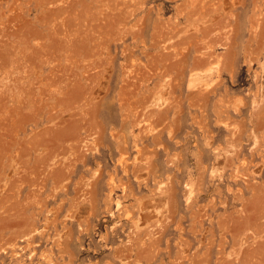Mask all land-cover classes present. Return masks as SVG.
Listing matches in <instances>:
<instances>
[{"label": "rangeland", "instance_id": "obj_1", "mask_svg": "<svg viewBox=\"0 0 264 264\" xmlns=\"http://www.w3.org/2000/svg\"><path fill=\"white\" fill-rule=\"evenodd\" d=\"M0 51V264H264V0H0Z\"/></svg>", "mask_w": 264, "mask_h": 264}, {"label": "bare ground", "instance_id": "obj_2", "mask_svg": "<svg viewBox=\"0 0 264 264\" xmlns=\"http://www.w3.org/2000/svg\"><path fill=\"white\" fill-rule=\"evenodd\" d=\"M85 1H86V0H85ZM67 2H68V1H66V3H67ZM82 2H84V1H82ZM57 3H58V4H61V2H57ZM192 3H194V1H192ZM67 4H68V3H67ZM254 4H256V3H254ZM55 5H56V4H55ZM55 5L53 4L54 7H55ZM137 5H139V3H138ZM69 6H70V5H69ZM135 6H136V5H135ZM135 6H134V7H135ZM163 6H164V5H163ZM255 6L257 7V5H255ZM54 7H53V8H54ZM59 7H61V6H59ZM64 7H65V6H64ZM70 7H71V6H70ZM138 7H139V6H138ZM138 7H137V8H138ZM193 7H194V5H193ZM66 8H67V7H66ZM220 8L223 9L224 7L220 6ZM133 9H134V8H133ZM157 9H160V10H161V8H157ZM57 10H58V9H57ZM60 10H61V9H60ZM60 10H58V11H59V13L61 14V11H60ZM63 10H67V9H63ZM135 10H136V7H135V9L132 10L130 13H132V12L135 11ZM137 10H138V9H137ZM223 10H224V9H223ZM212 11H213V10H212ZM53 12H55V11H53ZM157 12H158V11H157ZM209 12H210V11H209ZM216 12H219V10L214 11L213 13H216ZM222 12H223V11H222ZM133 13H135V12H133ZM204 13L206 14V13H208V11H207V12H205V11L203 12V11H202V14H200L201 17H202V15L205 16ZM129 15H130V14H129ZM159 15L161 16V14H159ZM193 15H194V14H193ZM200 15H199V17H200ZM59 16H60V15H59ZM131 16H132V15H131ZM191 16H192V15H191ZM57 17H58V16H57ZM201 17H200V18H201ZM170 18H171V17H170ZM170 18L168 19V22L171 21ZM122 19H123V18H122ZM195 19H196V18H195ZM175 20H176V19H175ZM191 20H192V19H191ZM192 21H193V20H192ZM166 22H167V21H166ZM166 22H164L165 24L162 23V25L165 26V25H166ZM171 23H172V22H171ZM174 23H175V22H174ZM188 24H189V23H188ZM198 24H199V23H198ZM124 25H125V21H124V23L122 24V26L124 27ZM159 25H160V23H159ZM159 25H158V26H159ZM172 25H173V24H172ZM175 25H176V24H175ZM177 25H178V24H177ZM177 25H176L175 27L172 26V28H170V30H171V29H174V30H175L176 27H177ZM191 25H192V24H191ZM154 26H155V25H154ZM187 26H188V25H187ZM123 27H122V28H123ZM165 27H166V26H165ZM165 27H164V29H165ZM167 27L169 28V26H167ZM170 27H171V25H170ZM185 27H186V26H184V28H185ZM124 28H126V27H124ZM156 28H159V27H156ZM160 28H161V27H160ZM129 29H130V28H129ZM134 29H135V27H134ZM166 29H167V28H166ZM178 29H179V27H178ZM181 29H183V27H182ZM199 29H200V28H198V30H199ZM158 30H159V32L156 31V30H154L155 33H157V32L160 33V29H158ZM162 30H163V29H162ZM186 30H187V29H186ZM133 31H134V30H133ZM167 31H168V30H167ZM167 31H166V32H167ZM179 31H180V30H178V32H179ZM192 31H193V30H192ZM134 32H135V31H134ZM161 32H162V31H161ZM168 32H169V31H168ZM196 32H197V31H196ZM153 33H154V32H153ZM155 33H154V34H155ZM169 33H171V31H170ZM174 33H175V31H174ZM174 33H172V34L174 35ZM186 33H187V32H186ZM175 34H177V32H176ZM156 36H157V34H156ZM156 36H155V37H156ZM157 37H158V36H157ZM161 37H163V36H161ZM155 39H156V38H155ZM155 39H154V40H155ZM157 40H158V39H157ZM159 41H160V40H159ZM155 43H156V42H155ZM197 45H198V44H197ZM4 46H5V45H4ZM195 47H196V46H195ZM200 47H201V46H200ZM204 47H206V46H204ZM197 48H199V47H197ZM3 49H5V47H3ZM6 49H7V48H6ZM200 49H202V48H200ZM202 50H204V49H202ZM32 51H33V50H32ZM0 52H2V51H0ZM4 52H5V51H4ZM4 52H3V53H4ZM6 52H7V51H6ZM6 52H5V56H6ZM197 52H198V50H197ZM201 52H202V51H201ZM201 52H200V55L203 54V53H201ZM205 52H206V51H205ZM7 53H8V52H7ZM198 53H199V52H198ZM207 53H208V54H207ZM196 55L199 56V54H196ZM206 55L209 56V52H206ZM2 56H3V54H2ZM10 56H11V54L9 55V57H10ZM198 56H196V59H197ZM202 56H203V55H202ZM12 57H13V56H12ZM205 57H207V56H205ZM7 58H8V55H7ZM202 58H203V60H204V57H202ZM208 58H209V57H208ZM2 59H3V57H2ZM5 59H6V58H5ZM10 59H11V58H10ZM12 59H14V57H13ZM15 59H16V58H15ZM200 59H201V57H200ZM206 59H207V58H206ZM198 60H199V59H198ZM7 61H8V60H7ZM14 61H15V60H14ZM201 61H202V60H201ZM9 62H10V61H9ZM197 62H198V61H197ZM86 64H87V63H86ZM88 65H89V64H88ZM86 66H87V65H86ZM87 67H88V66H87ZM261 67H262V66H261ZM86 69H87V68H86ZM88 69H89V67H88ZM260 70H261V69H260ZM262 71H263V69H262ZM209 72H210V71H209ZM263 73H264V71H263ZM263 73H262V74H263ZM259 74H260V76H261V73H259ZM259 74H258V76H259ZM199 78H203V76H200ZM259 78H261V77H259ZM89 79H91V78L89 77ZM262 80H263V79H262ZM80 86H81V85H80ZM261 86H262V85H261ZM75 87H76V86H75ZM77 88H78V87H77ZM79 88H81V90H80V89H77L76 92H81V91L83 90L82 87H79ZM93 88H94V87H93ZM72 89H74V86H73V88H71V90H72ZM259 89H260V88H259ZM78 90H80V91H78ZM74 91H75V90H72V93H71V94L75 93ZM198 91H199V90H198ZM261 92H262V91H261ZM65 94H66V93H65ZM65 94L62 93L61 95L64 96ZM78 94H80V93H78ZM199 94H201V93H199ZM262 94H263V92H262ZM66 96H68V95H66ZM66 96H65V97H66ZM72 96H73V95H72ZM54 117H55V115H54ZM55 119H56V118H55ZM55 123H57V122H55ZM253 149H254V148H253ZM262 152H263V151H262ZM260 153H261V152H260ZM262 155H263V154H262ZM263 156H264V155H263ZM263 159H264V158H263ZM261 162H263V160H262ZM255 164H256V163H255ZM260 169H261V167H260ZM256 170H257V169H256ZM261 172H262V171L260 170V173H261ZM234 173H236V172H234ZM262 173H263V172H262ZM237 175H238V174H237ZM239 175H241V174L239 173ZM239 175H238V177H239ZM252 175H253V174H252ZM241 176L244 177L243 174H242ZM234 177H236V176H234ZM246 177H247V176H246ZM246 177H245V180H246L249 176H248L247 178H246ZM237 179H238V178H237ZM239 179L242 181L241 177H240ZM243 179H244V178H243ZM234 181H235V180H234ZM244 182H245V181L243 180V183H244ZM247 182H249V179H248ZM247 182H245V183H247ZM236 183H237V182H236ZM247 184H248V183H247ZM254 184H256V183H254ZM260 185H261V184H260ZM250 186H251V184H250ZM252 186H253V190H254V185L252 184ZM257 186H258V185H257ZM245 187H246V184H245ZM263 188H264V185H263ZM248 189H249V188H248ZM248 189H247V190H248ZM250 189H251V187H250ZM245 190H246V189H245ZM251 190H252V189H251ZM257 190H258V188H257ZM255 191H256V190H255ZM258 191H259V190H258ZM258 191H256V193H257ZM253 193H254V191H253ZM259 193H262V192L259 191ZM259 193H258V195H259ZM256 195H257V194H256ZM256 195L254 194L255 198H256ZM258 195H257V196H258ZM189 197H190V196H188L187 198H189ZM258 198H260V197H258ZM255 200H256V199H255ZM257 201H258V199H257ZM167 202H168V201H167ZM255 203H256V202H255ZM255 203H253V204H255ZM167 208H168V207H167ZM170 210H171V209H170ZM164 213H165V212H164ZM242 214H243V213H242ZM204 215H206V214H204ZM202 216H203V214H202ZM251 216H252V215H251ZM253 216H254V215H253ZM205 217H206V216H205ZM205 217H203V218H205ZM242 217H243V216H242ZM198 218H199V217H198ZM247 218H248V217H247ZM249 218H250V217H249ZM201 219H202V218H201ZM244 219H245V217H244ZM253 219H254V218H253ZM202 220H203V219H202ZM247 220H248V219H247ZM221 222H222V221H221ZM223 222H224V221H223ZM240 222H241V221H240ZM248 222H249V221H248ZM248 222H246V223H248ZM179 224H180V223H179ZM224 224H225V223H224ZM180 225H181V224H180ZM225 225H226V224H225ZM219 226H220V223H219ZM176 227H177V226H176ZM181 227H182V226H181ZM178 228H180V226H179ZM221 228H222V227H221ZM180 229H181V228H180ZM180 229H179V231H180ZM182 229H183V228H182ZM151 230H152V229H151ZM262 230H263V229H262ZM259 231H260V230H259ZM259 231H258V232H259ZM258 232H257V233H258ZM260 232H261V231H260ZM262 232H263V231H262ZM152 233H153V231H152ZM204 233H205V232H204ZM156 234H157V233H155V235H156ZM255 234H256V233H255ZM255 234H253V235H254V238H255V236L257 235V234L255 235ZM260 234H261V233H260ZM155 235H154V236H155ZM159 235H160V234H159ZM154 236H153V237H154ZM160 236H161V235H160ZM248 236H249V235H248ZM258 236H259V234H258ZM262 236H263V235H262ZM150 238H151V237H150ZM155 238H156V236H155ZM155 238H154V240H155ZM160 238H161V237H160ZM251 238H252V237H251ZM152 239H153V238H152ZM152 239H150L149 243L151 242ZM158 240H159V239H158ZM257 240H258V239H257ZM257 240H256V242H257ZM233 241H235V239H234ZM256 242H254V245H255ZM149 243H148V244H149ZM152 243H153V244H152ZM152 243H151V244L154 245L155 242L153 241ZM156 243H157V241H156ZM219 243H220V242H219ZM236 243H237V241H236ZM262 243H263V242H262ZM223 244H224V242H223ZM258 244H259V243H258ZM258 244H257V245H258ZM219 245H221V244H219ZM219 245H218V247H219ZM237 245H238V244H237ZM149 246H150V245H149ZM224 246H225V245H224ZM260 246H261V245H260ZM262 246H263V247H258V248H254V246H252V247L254 248L253 250H247V251H246V249H245V251H246L245 258H247V256H250V257H251V255H252L253 258H254V256H256V255L258 256V254H260V252H262V251H263V255H264V244H262ZM218 247H217V248H218ZM222 247H223V245H222ZM237 247H238V246H235L236 249H237ZM219 248H220V247H219ZM223 248H225V247H223ZM220 249H221V248H220ZM248 249H249V248H248ZM251 249H252V248H251ZM222 250H223V249H222ZM238 250H239V249H238ZM235 251H236V250H235ZM220 252H222V251H220ZM220 252H219V253H220ZM221 254H222V253H221ZM240 254H241V253H240ZM220 256H221V255H220ZM260 256H261V255H259V257H260ZM218 257H219V256H218ZM225 257H226V256H225ZM262 257H263V256H262ZM241 258H242V257H241ZM248 258H249V257H248ZM253 258H252V260L256 259V257H255L254 259H253ZM260 259H261V257H260ZM223 260H224V259H223ZM243 260H244V258H243ZM256 260H257V259H256ZM256 260H255V262H256ZM225 261H227V257H226V260H225ZM230 261H231V260H230ZM222 262H223V261H222ZM240 262H241V261H240ZM245 262H246V261H245ZM220 263H221V261H220ZM220 263H219V264H220ZM231 263H232V262H231ZM250 263H251V262H250ZM250 263H249V264H250ZM252 263H253V261H252ZM256 263H257V262H256ZM223 264H224V263H223ZM226 264H227V263H226ZM243 264H244V263H243ZM246 264H248V263H246ZM254 264H255V263H254Z\"/></svg>", "mask_w": 264, "mask_h": 264}]
</instances>
